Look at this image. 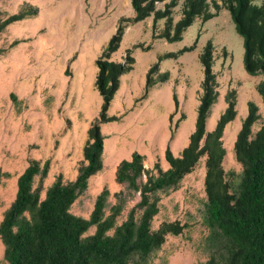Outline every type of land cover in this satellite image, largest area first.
I'll list each match as a JSON object with an SVG mask.
<instances>
[{
	"label": "rangeland",
	"instance_id": "rangeland-1",
	"mask_svg": "<svg viewBox=\"0 0 264 264\" xmlns=\"http://www.w3.org/2000/svg\"><path fill=\"white\" fill-rule=\"evenodd\" d=\"M182 2L174 8V21L181 16ZM163 6L164 2L158 3V7ZM27 8L37 9L36 15L8 25L0 34V48L5 50L0 54V222L16 197L19 176L31 160L50 161L47 176L38 175L33 183L41 187V198L59 175L64 182L74 180L87 163L83 149L102 105L95 86L96 60L115 33L119 19L134 15L130 0H0V20ZM152 20L148 17L130 24L112 56L113 60L124 61L127 49L135 44L153 46L148 51L133 48L134 69L121 76L120 88L108 110L109 115L120 119L101 125L105 137L103 169L89 178L87 189L72 204L70 211L75 215L88 218L105 187L110 191L106 214L110 213L117 200L115 194L128 190L116 181L117 166L133 152L145 156L146 167L153 168L158 161L167 169V145L176 156L187 146L203 92L200 54L208 40L214 44L218 96L210 109L207 131L215 127L225 110L227 93L236 91L237 116L227 124L223 136V167L233 186L239 183L243 169L234 144L250 101L258 105L260 115L252 126L253 136L264 122V102L257 91L263 75L246 72L243 38L236 32L228 10L222 9L205 23L197 19L175 43L153 39ZM163 26L164 20H160L159 29ZM198 34L194 50L161 63L160 72L169 71L170 77L157 83L144 98L148 69L160 55L194 43ZM14 41L17 44L12 46ZM205 160L202 157L176 189L159 192V212L152 228L157 229L164 221H180L185 228L179 235H168L146 264H205L211 257ZM138 200L139 193L129 197L118 225ZM94 231L91 227L87 234ZM4 249L0 237V264H8Z\"/></svg>",
	"mask_w": 264,
	"mask_h": 264
},
{
	"label": "trees",
	"instance_id": "trees-1",
	"mask_svg": "<svg viewBox=\"0 0 264 264\" xmlns=\"http://www.w3.org/2000/svg\"><path fill=\"white\" fill-rule=\"evenodd\" d=\"M130 1L133 17L119 19L115 33L96 60L95 86L102 97V105L98 118L88 130L83 149L87 163L80 167L74 180L64 182L59 175L41 198V187H34L33 183L36 176H47L50 161H30L18 178L16 197L0 222L5 261L8 264H146L147 258L162 247L168 235H179L185 228L180 221H164L157 229L152 228V220L159 212V192L176 189L205 156L204 186L213 239L212 254L205 264H264V122L253 136L252 126L260 115L258 105L250 101L234 144L236 159L243 169L239 183L233 186L223 167L226 155L223 136L227 124L237 116L235 90L227 93V106L215 127L206 130L210 109L218 96L211 40L200 54L204 78L195 129L180 155H174L167 145L164 156L169 167L163 169L158 161L153 168L146 167L145 156L133 152L117 166L116 181L125 184L128 190L115 194L117 200L109 214H106L110 195L107 187L98 194L88 218L70 211L78 196L87 189L89 178L103 169L105 137L101 125L120 119L117 115H109L108 110L120 88L121 76L134 69L133 48L148 51L153 47L151 43H137L127 49L124 61L113 60L130 24L152 17V38L175 43L183 39L197 19L205 23L218 16L222 9L228 10L236 32L243 38L246 72L263 75L257 91L264 102V0H221V3L218 0H183L181 16L176 21L174 8L181 0ZM162 2L164 6L158 7ZM36 13L37 9L27 8L0 20V34L8 25ZM160 20H164L162 29H159ZM199 36L191 45L159 56L146 73L144 98L157 83L170 77L169 71L160 72L161 63L194 50ZM16 44L14 41L12 46ZM4 51L0 48V54ZM174 102L177 109L176 95ZM174 131L175 128L171 139ZM133 193H139V200L118 225L117 220ZM91 227H95V231L87 234Z\"/></svg>",
	"mask_w": 264,
	"mask_h": 264
}]
</instances>
